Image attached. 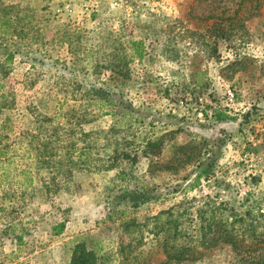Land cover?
Wrapping results in <instances>:
<instances>
[{"label":"rangeland","instance_id":"1","mask_svg":"<svg viewBox=\"0 0 264 264\" xmlns=\"http://www.w3.org/2000/svg\"><path fill=\"white\" fill-rule=\"evenodd\" d=\"M0 4L18 13L0 29L17 50L0 75V264H68L76 242L95 264H164L172 225L264 230V0ZM200 250L165 264L234 258Z\"/></svg>","mask_w":264,"mask_h":264},{"label":"trees","instance_id":"2","mask_svg":"<svg viewBox=\"0 0 264 264\" xmlns=\"http://www.w3.org/2000/svg\"><path fill=\"white\" fill-rule=\"evenodd\" d=\"M18 13L13 11V8L8 5L0 4V29H4L1 33L5 32L8 27L17 19ZM2 40V39H1ZM3 42V41H2ZM131 44L137 46V42L131 41ZM2 52L0 61V75H4L7 72V65L11 62L14 54L17 50H11L8 43L0 44ZM134 53L139 57L137 48ZM4 97V94L0 93V98ZM5 107V102L0 100V109ZM254 109L245 111L242 114V120L247 121L248 115ZM147 147L153 151H158L159 142L153 140L147 143ZM135 152L132 149L121 152V157L133 160ZM199 174L196 175L194 182L198 181ZM191 184V185H192ZM141 194L133 193L129 191L126 194H122L120 198L129 200L132 206H137L144 201L141 199ZM219 214H222L226 207L222 206V203H218ZM201 214H199V217ZM240 221L243 225L234 226L231 222L227 224H221L219 230L216 233L212 230L209 221L205 224L203 220L195 223V226L188 230V226H170L167 232V239L164 238V244H166L164 264L168 262H196L201 259V250L207 251L212 247H221L222 245H228L234 256L233 260L228 264H264V230L258 229L252 223H244V217L240 216ZM63 228V222H58L51 226L50 230L52 234H58ZM217 228V229H218ZM190 229V228H189ZM191 231V232H190ZM20 235L15 236L16 240H20ZM95 254L92 250L87 249L84 242H76L72 247L71 256L68 264H95Z\"/></svg>","mask_w":264,"mask_h":264},{"label":"built area","instance_id":"3","mask_svg":"<svg viewBox=\"0 0 264 264\" xmlns=\"http://www.w3.org/2000/svg\"><path fill=\"white\" fill-rule=\"evenodd\" d=\"M227 94H229L230 97L232 96V94L228 90H227Z\"/></svg>","mask_w":264,"mask_h":264},{"label":"crops","instance_id":"4","mask_svg":"<svg viewBox=\"0 0 264 264\" xmlns=\"http://www.w3.org/2000/svg\"><path fill=\"white\" fill-rule=\"evenodd\" d=\"M38 1V0H37Z\"/></svg>","mask_w":264,"mask_h":264}]
</instances>
